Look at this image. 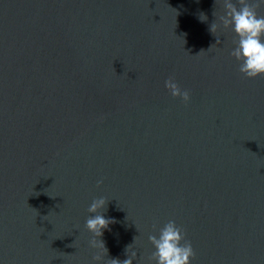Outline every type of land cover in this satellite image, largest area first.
<instances>
[{"label": "water", "instance_id": "obj_1", "mask_svg": "<svg viewBox=\"0 0 264 264\" xmlns=\"http://www.w3.org/2000/svg\"><path fill=\"white\" fill-rule=\"evenodd\" d=\"M223 14V0H0V264H97L99 198L98 264L129 245L149 264L170 220L191 264H264V76L239 71L231 28L211 33Z\"/></svg>", "mask_w": 264, "mask_h": 264}, {"label": "clouds", "instance_id": "obj_2", "mask_svg": "<svg viewBox=\"0 0 264 264\" xmlns=\"http://www.w3.org/2000/svg\"><path fill=\"white\" fill-rule=\"evenodd\" d=\"M261 7H264V0H236V3H233V0H223L224 14L217 18L218 23L214 21L210 25V31L215 36L221 26L223 29L231 28L235 33L238 39H235L234 43L237 46L230 54L240 62L239 71L249 79L264 76V15H259L257 11ZM213 15H216L215 12ZM199 19L206 21L207 17L200 13ZM217 43H220L218 38ZM165 87L173 97H179L185 103L189 102V92L182 90L174 77H169L165 81ZM106 204L107 201L104 198L93 200L88 212L95 215L87 218L85 222L86 229L93 235V239L89 241L90 247L99 249V252L92 257L97 264L102 256L107 255V249L103 241L99 239L110 223L100 212L101 209L106 208ZM148 240L155 249L148 258L149 264L152 262L155 264H191V260L195 257L191 242L186 240L184 230L177 226L174 220H170L159 230L158 237L149 235ZM130 249L131 245L127 248V259L123 261L109 259L108 264H133L137 253Z\"/></svg>", "mask_w": 264, "mask_h": 264}]
</instances>
